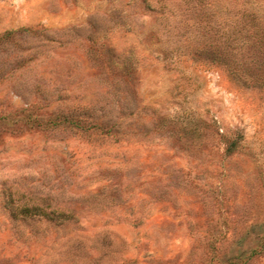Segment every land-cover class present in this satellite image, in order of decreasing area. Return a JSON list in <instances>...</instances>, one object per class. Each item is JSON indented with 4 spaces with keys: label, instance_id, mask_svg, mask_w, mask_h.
I'll return each instance as SVG.
<instances>
[{
    "label": "rangeland",
    "instance_id": "obj_1",
    "mask_svg": "<svg viewBox=\"0 0 264 264\" xmlns=\"http://www.w3.org/2000/svg\"><path fill=\"white\" fill-rule=\"evenodd\" d=\"M181 10L0 0V264H264V0Z\"/></svg>",
    "mask_w": 264,
    "mask_h": 264
},
{
    "label": "trees",
    "instance_id": "obj_2",
    "mask_svg": "<svg viewBox=\"0 0 264 264\" xmlns=\"http://www.w3.org/2000/svg\"><path fill=\"white\" fill-rule=\"evenodd\" d=\"M245 1L246 0H144L150 10L158 13L160 12L163 17L167 14H170V16H177L180 11L182 12L181 9H183L185 12L196 13L198 16L201 17L203 15H207V13H213V8L218 3H228L229 5H232L235 8L237 6H243L245 4ZM232 18L233 24H230L229 26L234 28L233 32L235 34H233V36L231 34L228 35V41L231 40L232 42H234L244 40V37L247 38L248 34L252 31L254 36L251 33V35L249 36L250 38H264V29L257 24L258 18L255 14L250 12L247 13L245 11L242 12V10H237L235 11L234 15H232ZM204 27L206 29L207 26L205 25ZM209 32H211V30H209ZM16 33V31L6 32L4 35L0 36V43L2 41H9L15 36ZM6 124V118L0 117V126ZM36 125L37 127H41L44 124L43 122H39ZM49 125L53 126L54 128L68 127L77 128L79 130L86 129L83 120L73 115L59 116L49 122ZM240 138L241 139H239V141L234 140L229 144L227 148V153L229 155H232L238 150L240 140L243 139V136L240 135ZM10 208L15 220H29L37 219L38 217H40L45 218L46 220L52 223L57 222V224H63L67 220V215L65 213H58L57 211H48L40 206L12 205L10 206Z\"/></svg>",
    "mask_w": 264,
    "mask_h": 264
}]
</instances>
